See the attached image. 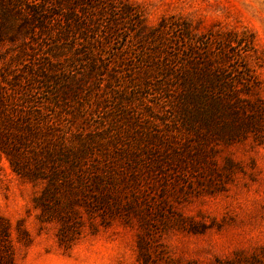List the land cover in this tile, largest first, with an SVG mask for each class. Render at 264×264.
I'll return each instance as SVG.
<instances>
[{
    "label": "rangeland",
    "instance_id": "rangeland-1",
    "mask_svg": "<svg viewBox=\"0 0 264 264\" xmlns=\"http://www.w3.org/2000/svg\"><path fill=\"white\" fill-rule=\"evenodd\" d=\"M118 1L138 9L149 26L163 19L188 22L192 37L205 41L204 56L236 79L235 90L223 91L215 103L224 104L217 121L189 132L179 90L172 87L168 101L157 88L166 81L162 73L147 79L134 68H121L125 85L118 91L95 88L88 102L84 86L80 102L62 100L70 105L63 125L109 136L143 135L137 148L141 154L156 151L154 160H163V167L120 187L124 203L116 214L80 207L72 223L75 237L65 245L58 235L61 222L44 215L36 201L46 183L24 179L0 158V217L11 225V264H264V0ZM173 38L170 54L181 56L186 42ZM140 47L135 45L126 64L138 62ZM135 74L136 85L126 83ZM114 92L127 98L126 120ZM48 95L39 91L36 104L49 105L48 113L56 109L59 117L61 109L48 104ZM77 107L85 108L83 121L73 116ZM226 128L234 132L224 135L231 140L221 137Z\"/></svg>",
    "mask_w": 264,
    "mask_h": 264
},
{
    "label": "trees",
    "instance_id": "trees-1",
    "mask_svg": "<svg viewBox=\"0 0 264 264\" xmlns=\"http://www.w3.org/2000/svg\"><path fill=\"white\" fill-rule=\"evenodd\" d=\"M141 15L118 0H0V158L24 179L46 183L36 201L44 215L61 222L62 244L75 237L72 223L80 207L92 214H116L124 203L120 187L145 172L159 171L164 162L154 160L159 157L156 151L141 154L135 143L145 142L143 135L128 138L119 130L125 136H109L63 125L70 105H62V100L79 101L85 87L88 102L95 88L118 91L125 85L121 68H134L147 79L162 73L166 81L157 88L165 91L168 101H173L171 88L179 90L189 132L196 124L211 126L217 121L224 104L215 103L223 91L235 90L236 79L215 58L204 56L205 41L192 37L188 22L167 24L163 19L149 26ZM173 37L186 42L182 57L170 54ZM138 43V62L126 64ZM161 53L162 59L157 57ZM137 74L126 83L136 85ZM44 90L48 104L60 107L59 117L56 109L48 113L49 105L36 104L37 93ZM113 97L120 118L126 120L127 98L119 92ZM102 98L106 101L107 96ZM73 116L83 121L85 108L77 107ZM225 131L221 137L231 140L224 135L234 132ZM10 229V222L0 217V264L12 263Z\"/></svg>",
    "mask_w": 264,
    "mask_h": 264
}]
</instances>
